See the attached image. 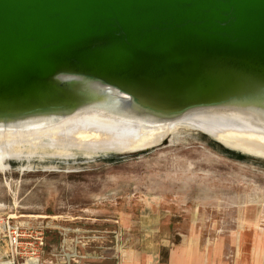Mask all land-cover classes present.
<instances>
[{
	"label": "water",
	"instance_id": "obj_1",
	"mask_svg": "<svg viewBox=\"0 0 264 264\" xmlns=\"http://www.w3.org/2000/svg\"><path fill=\"white\" fill-rule=\"evenodd\" d=\"M25 211L264 237V0H0V214Z\"/></svg>",
	"mask_w": 264,
	"mask_h": 264
},
{
	"label": "rangeland",
	"instance_id": "obj_2",
	"mask_svg": "<svg viewBox=\"0 0 264 264\" xmlns=\"http://www.w3.org/2000/svg\"><path fill=\"white\" fill-rule=\"evenodd\" d=\"M33 226L44 228L40 264H68L73 259L94 256L116 261L125 250L142 251L149 244L155 250L162 243L196 241L200 249L216 246L226 264H264V237L173 215L150 221L102 215L10 212ZM5 240H0V258L7 255ZM9 253V251H8ZM162 256L166 254L163 249Z\"/></svg>",
	"mask_w": 264,
	"mask_h": 264
},
{
	"label": "crops",
	"instance_id": "obj_3",
	"mask_svg": "<svg viewBox=\"0 0 264 264\" xmlns=\"http://www.w3.org/2000/svg\"><path fill=\"white\" fill-rule=\"evenodd\" d=\"M146 247L142 251L125 250L120 259L114 256L116 261L100 258V256L86 259L82 255L73 259L72 264H226L216 246L200 249L195 240L170 246L162 243L155 250L153 244ZM163 249L166 252L164 256L161 254Z\"/></svg>",
	"mask_w": 264,
	"mask_h": 264
},
{
	"label": "built area",
	"instance_id": "obj_4",
	"mask_svg": "<svg viewBox=\"0 0 264 264\" xmlns=\"http://www.w3.org/2000/svg\"><path fill=\"white\" fill-rule=\"evenodd\" d=\"M43 232V225L33 226L11 215L0 214V240L8 245L7 255L0 258V264H40Z\"/></svg>",
	"mask_w": 264,
	"mask_h": 264
},
{
	"label": "trees",
	"instance_id": "obj_5",
	"mask_svg": "<svg viewBox=\"0 0 264 264\" xmlns=\"http://www.w3.org/2000/svg\"><path fill=\"white\" fill-rule=\"evenodd\" d=\"M202 136H204V135H202ZM205 138H206V136H204ZM207 139V138H206ZM208 140V139H207ZM209 141V140H208ZM209 142H211V141H209ZM211 143H213V142H211ZM214 144V143H213ZM215 144H218V143H215ZM219 145V144H218ZM220 146V145H219Z\"/></svg>",
	"mask_w": 264,
	"mask_h": 264
}]
</instances>
